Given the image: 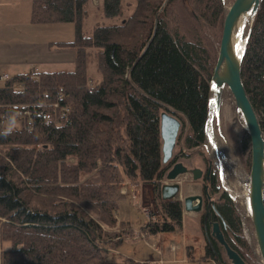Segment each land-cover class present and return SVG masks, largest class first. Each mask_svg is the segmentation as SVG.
Returning <instances> with one entry per match:
<instances>
[{
	"label": "trees",
	"instance_id": "obj_1",
	"mask_svg": "<svg viewBox=\"0 0 264 264\" xmlns=\"http://www.w3.org/2000/svg\"><path fill=\"white\" fill-rule=\"evenodd\" d=\"M134 1L124 22L97 26L87 35L83 29L93 0H32L31 24H74V40L52 46L74 49L76 59L71 71L42 70L35 79L14 73L1 82L0 241L10 244L1 252V264H158L109 257L132 232L114 230L125 226L117 213L127 182L152 187L160 217L143 227L149 236L181 229L182 202L163 200L161 188L177 157L199 153L206 141L214 42L233 0ZM101 6L107 18L123 15L122 0H102ZM91 55L100 74L92 86ZM241 76L264 131V0ZM18 110L31 113V129ZM163 111L181 121L176 143L181 149L168 164L162 162ZM41 113L52 120L46 122ZM2 121H19L20 128L4 129ZM242 129L249 168L251 139ZM199 181L205 205L215 206L201 217V261L232 264L212 234L219 223L245 264H259L245 237L251 219L237 213L217 167L209 180ZM187 257L193 260V247Z\"/></svg>",
	"mask_w": 264,
	"mask_h": 264
},
{
	"label": "rangeland",
	"instance_id": "obj_2",
	"mask_svg": "<svg viewBox=\"0 0 264 264\" xmlns=\"http://www.w3.org/2000/svg\"><path fill=\"white\" fill-rule=\"evenodd\" d=\"M101 1L93 0L92 4L87 7L88 16L83 29L87 35H91L97 26L121 24L130 16L135 6L134 0H122L123 15L107 18L103 14ZM2 2L4 0H0V76L5 74L10 76L14 73L32 74L42 70L71 71L74 69L76 51L74 49H58L52 46L54 42L74 40L76 36L74 24L34 25L30 21L32 0H6V5H2ZM232 2L228 3V8ZM249 24L250 22L245 23L243 30H241L243 33V46L249 31ZM221 37L222 34L214 42V51L215 55L217 54V58ZM91 53H94V51L91 50ZM88 75L94 81V84L100 80V74L97 71L92 55L88 64ZM240 115L233 95L226 88L222 98L220 113L218 116L215 115L213 124L210 126V128L212 127L210 132L216 146L212 145L206 136V141L199 153L194 154V151H192L190 156H179L176 159V162H182L189 170L200 168L205 171L206 166L210 163L212 167H217L219 173V167L221 166L226 187L231 194L235 191L239 195L247 190V180L249 179L248 181L250 182L249 175L251 170V160L249 168L244 162V131L242 129L244 125ZM3 128H20V122H6ZM180 149L181 147L177 146L174 155L178 154ZM186 151L188 152L187 149ZM165 182L166 178L163 183ZM176 183L180 184L181 191L175 199L182 202V207L185 197L194 194L202 195L200 181L194 180L193 175L190 173L180 176ZM124 185L123 187H126L130 184L127 182ZM191 187H195L196 190H192ZM233 199L237 213H239L236 202L239 199L241 200V197L235 198L233 196ZM143 210L151 211L153 214L152 218L146 219L143 215ZM119 212L121 216H118V222L120 224L124 222L125 226L117 224L114 230H118L120 227V230H130L132 232L117 249L110 250L109 257L117 260L126 257L141 263L149 261L158 263V260L163 259L164 262L162 264H214L209 261H201L205 245L201 224L202 212L186 213L183 207L181 229L171 232H160L156 234L158 235L157 237H153L155 235L149 237V243H155L162 251V256L143 239H138L139 236L135 234V232L141 231L147 237L149 235L148 231H145L143 227L160 217L152 187L143 184L130 185V194L120 199ZM245 237L250 244L255 260L259 264H263L252 221L251 225L247 226ZM172 241L181 243L183 249L180 248L176 252H171L170 245ZM189 247H193V260L187 257ZM9 248V243H1L0 241V264L1 252Z\"/></svg>",
	"mask_w": 264,
	"mask_h": 264
},
{
	"label": "water",
	"instance_id": "obj_3",
	"mask_svg": "<svg viewBox=\"0 0 264 264\" xmlns=\"http://www.w3.org/2000/svg\"><path fill=\"white\" fill-rule=\"evenodd\" d=\"M260 3L261 0H234L228 8L224 20L220 50L212 76V92L205 132L212 145L216 146L210 133V126L213 124L215 115L218 116L220 113L223 94L225 89L228 88L234 97L237 110L242 115L243 125L251 139L250 205L252 211L251 216L248 218L252 221L259 252L264 264V131L241 76L242 60ZM247 12L250 13L252 21L249 24L243 54L241 59L237 61L232 55V41L237 23ZM180 127L181 121L174 114L168 111L161 113L163 164H168L174 156ZM187 173L192 174L194 180H200L203 175V171L200 168L189 170L182 162L174 163L166 174V182L163 183L161 188L163 200H177L175 198L179 195L181 186L176 181L180 176ZM219 179L224 191L233 199L225 185L221 166L219 167ZM203 206L204 196L201 194L189 195L185 197L183 202L186 213H200L203 211ZM212 234L225 248L226 255L232 264H245L239 253L232 249L225 240L219 223L213 224Z\"/></svg>",
	"mask_w": 264,
	"mask_h": 264
},
{
	"label": "bare ground",
	"instance_id": "obj_4",
	"mask_svg": "<svg viewBox=\"0 0 264 264\" xmlns=\"http://www.w3.org/2000/svg\"><path fill=\"white\" fill-rule=\"evenodd\" d=\"M251 17H250V13L247 12L245 13L242 18L240 19V21L237 23L236 27H235V32H234V38H233V41H232V46H231V49H232V55L233 57L238 61L241 59V56L243 54V51H244V47H245V44L243 46V41H242V37H243V33L241 30H243L244 28V24L247 23V22H250L251 23ZM246 41V40H245ZM240 113V112H239ZM241 114V113H240ZM242 117V115H240ZM242 124H243V119H242ZM212 128V127H211ZM211 128H210V131H211ZM211 133V132H210ZM239 169V168H238ZM238 172V171H237ZM244 176V175H243ZM250 177V175H249ZM243 178V177H242ZM249 180V179H248ZM247 180V190L246 192H244L243 194L239 195L238 193H235V191L231 194V196L235 197V198H240L241 197V200L239 199L236 204H237V209L239 211V213L241 215L245 217H250L251 216V205H250V182ZM243 181V180H242ZM251 181V179H250ZM239 183V181H238ZM245 184V183H244ZM239 186V185H238ZM242 186V185H241ZM244 188V187H243ZM242 188V189H243ZM196 189V188H194ZM236 207V206H235ZM238 213V214H239ZM239 214V215H240ZM240 215V216H241ZM242 216V217H243Z\"/></svg>",
	"mask_w": 264,
	"mask_h": 264
},
{
	"label": "built area",
	"instance_id": "obj_5",
	"mask_svg": "<svg viewBox=\"0 0 264 264\" xmlns=\"http://www.w3.org/2000/svg\"><path fill=\"white\" fill-rule=\"evenodd\" d=\"M30 77L32 78V79H35V78H37V72H35V73H32V74H30ZM9 78V75H2V76H0V81L2 82H4V81H6L7 79ZM88 83H89V85H94V81L92 80V79H89V81H88ZM58 104H55L54 105V107L55 108H58ZM68 111L67 110V108H63V111ZM17 113H18V115L19 116H21V117H23L24 118V121H25V123H26V125L27 126H30V124H31V122H32V115H31V113L29 112V111H23V110H18L17 111ZM42 114V117H43V119L46 121V122H49V121H51L52 120V116H51V114L50 113H41ZM65 115V114H64ZM4 124V121H2L1 122V125H3ZM30 129H31V126H30ZM125 186V185H124ZM127 193V186L126 187H123L122 188V194H126ZM143 215L146 217V219H150V218H152V216H153V214L151 213V211H146V210H143ZM143 232H141V231H137V232H135V234H137L139 237L138 238H141V239H143L147 244H149L150 246H151V248L153 249V250H155L159 255H161L162 256V251L160 250V248H158L157 247V245L155 244V243H149V237H151V236H149V235H147V237L146 236H144V234H142ZM171 247H170V251L171 252H176L178 249H180V248H182L183 249V245L181 244V243H177L176 241H172L171 242V245H170ZM164 262V260L163 259H160L159 261H158V263H163ZM184 262H185V260H184Z\"/></svg>",
	"mask_w": 264,
	"mask_h": 264
},
{
	"label": "flooded vegetation",
	"instance_id": "obj_6",
	"mask_svg": "<svg viewBox=\"0 0 264 264\" xmlns=\"http://www.w3.org/2000/svg\"><path fill=\"white\" fill-rule=\"evenodd\" d=\"M184 159V158H183ZM174 165V164H173ZM210 163H208V165L206 166V169H205V171H203V175H202V178H201V180H209L210 179V176H211V174H212V172H213V167L211 166V168H210ZM209 169H210V173H209ZM208 173H209V176H208ZM202 195H203V190H202ZM204 196V195H203ZM210 207H215L214 206V203L212 202V203H209L208 204V206H206L205 205V201H204V206H203V211H202V214L205 212V211H209V209H210Z\"/></svg>",
	"mask_w": 264,
	"mask_h": 264
},
{
	"label": "crops",
	"instance_id": "obj_7",
	"mask_svg": "<svg viewBox=\"0 0 264 264\" xmlns=\"http://www.w3.org/2000/svg\"><path fill=\"white\" fill-rule=\"evenodd\" d=\"M7 4V2H6V0H4V2H2V5H6ZM134 188V187H133ZM192 188V190H196V189H194L195 187H191ZM127 190H128V193L126 194V195H124L125 197H127L129 194H130V185H128L127 186ZM118 216H121V214H120V212L118 211V213H117V217ZM153 236V235H152ZM158 235H155V236H153V237H157ZM138 239H140V238H138ZM159 261V260H158Z\"/></svg>",
	"mask_w": 264,
	"mask_h": 264
}]
</instances>
